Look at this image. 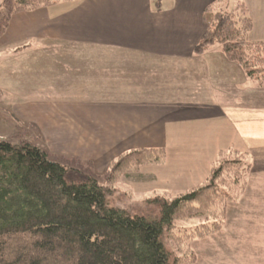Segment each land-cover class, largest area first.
Listing matches in <instances>:
<instances>
[{"label":"crops","instance_id":"1","mask_svg":"<svg viewBox=\"0 0 264 264\" xmlns=\"http://www.w3.org/2000/svg\"><path fill=\"white\" fill-rule=\"evenodd\" d=\"M156 1L75 0L14 15L0 53L34 47L47 54L33 69L44 91L36 99L23 93L14 117L34 123L38 147L89 163L98 176L125 152L164 149L162 165L133 176L150 193L197 186L220 151L245 153L246 194L228 206L226 221L247 216L239 211L247 206L245 223L255 216L264 224V93L252 96L264 85L253 84L218 44L195 53L206 31L203 12L220 0ZM221 3L229 11L244 5L252 22L246 40L264 44V0ZM245 232L247 246L252 238L264 244V232ZM229 240L235 249L240 237ZM263 254L248 261L264 264Z\"/></svg>","mask_w":264,"mask_h":264},{"label":"trees","instance_id":"2","mask_svg":"<svg viewBox=\"0 0 264 264\" xmlns=\"http://www.w3.org/2000/svg\"><path fill=\"white\" fill-rule=\"evenodd\" d=\"M72 1L0 0V37L14 15ZM221 1L205 8L206 31L195 53L218 44L228 61L262 86L264 44L246 40L252 22L245 6L229 11ZM15 138L0 139V264H194L189 244L221 231L228 206L245 194L251 169L245 153L220 151L196 187L135 200L116 184L143 167L162 165L164 149L121 154L101 184L91 164L76 157L56 162ZM191 219L200 224H178Z\"/></svg>","mask_w":264,"mask_h":264},{"label":"rangeland","instance_id":"3","mask_svg":"<svg viewBox=\"0 0 264 264\" xmlns=\"http://www.w3.org/2000/svg\"><path fill=\"white\" fill-rule=\"evenodd\" d=\"M18 19H16L15 21H19ZM16 23L17 22H13V25H16ZM43 53L45 56L47 55L45 54L43 49L34 47H31V51L28 52L22 51L18 53L14 52L13 50L11 51V49H8L7 51L0 53V92L2 94L4 92L6 94H10L13 98L15 97L14 99L17 100L14 101L13 99L6 97L0 98V139L2 140L14 141L17 139L15 137H18V139L24 138L25 140L37 145L34 123L30 121H23L21 124H19L18 120H16L17 118L14 117V108L18 104L19 98L23 99L26 94V99H36L41 93L40 91H44L43 87L41 86L39 74H35L33 70L34 68L41 65L36 59L37 57L43 55ZM19 68H21V73L24 72L25 76L17 72ZM1 93L0 95H2ZM23 93L25 95H22ZM258 93H264V89L255 86V88L252 89V96L257 95ZM6 94H4V96ZM13 102L16 103L13 105ZM252 104H255V102L252 101ZM14 120L15 123H13ZM9 121H11V125L9 124ZM50 159L56 162H60V158L58 155L50 157ZM99 177L100 183L104 184L105 175H100ZM135 180L136 179L133 176L129 178H121L116 184V188L123 192L130 193L131 195H133L135 200H142L148 197L150 198L151 196L156 194H162L150 193L149 188L141 187V185H138ZM194 187L196 186H193L191 188ZM165 193L176 195L180 192L171 190L170 192ZM239 211L247 216H240L237 221L232 222L231 214L229 216L230 224L229 220H227L220 232L201 240L192 241L189 244L188 249H190L195 257L194 264H245L244 260L246 261V264H249V262H251L248 261L249 256H252L254 258L255 254H261V251H264V244H261L262 240L252 238L249 241L250 245L247 246L248 241L246 239H243V235L247 234V232L245 231H251L254 233L257 232V234H259L260 232H264V224H261L259 219L255 216L252 218L250 224L245 223L247 217H250L248 216L249 211L247 206L240 208ZM178 224L182 227L192 228L199 225L200 223L196 219H191L189 221L181 222ZM231 226H235L234 232H228L232 231ZM230 236L240 237V240L234 242L235 249H231L228 246V244L230 243ZM255 244H260L261 246H255ZM258 259L259 261L264 262V254ZM251 264L255 263L251 262Z\"/></svg>","mask_w":264,"mask_h":264}]
</instances>
